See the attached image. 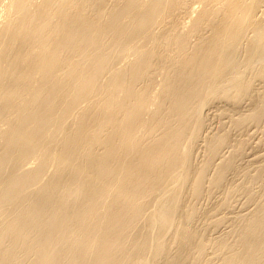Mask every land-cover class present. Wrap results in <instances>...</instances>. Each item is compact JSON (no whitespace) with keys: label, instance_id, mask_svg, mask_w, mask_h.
I'll return each instance as SVG.
<instances>
[{"label":"bare ground","instance_id":"obj_1","mask_svg":"<svg viewBox=\"0 0 264 264\" xmlns=\"http://www.w3.org/2000/svg\"><path fill=\"white\" fill-rule=\"evenodd\" d=\"M0 264H264V0H0Z\"/></svg>","mask_w":264,"mask_h":264},{"label":"rangeland","instance_id":"obj_2","mask_svg":"<svg viewBox=\"0 0 264 264\" xmlns=\"http://www.w3.org/2000/svg\"><path fill=\"white\" fill-rule=\"evenodd\" d=\"M213 126L215 127V124H214ZM213 126H212V127H213ZM252 131H253V129H252ZM253 132H254V131H253ZM254 134H256V136H257L258 133H257V132L253 133V136H255ZM258 135H259V134H258ZM253 136H252V137H253ZM257 137H258V136H257ZM251 141H252V142H253V141L256 142V141H257V140H256V137H255V139H254V137L251 138ZM254 142H253V143H254ZM251 153H252L251 150H249V151H248V154H249V155L247 154L250 158H252V154H251ZM246 157H247V156H246ZM249 157H247V159H248ZM226 229H227V224H224V225L220 226L219 229H217V232H218V230H219V232H221V230H226Z\"/></svg>","mask_w":264,"mask_h":264}]
</instances>
